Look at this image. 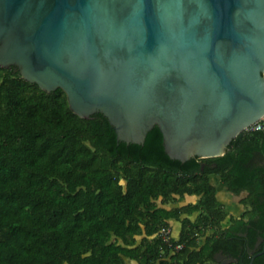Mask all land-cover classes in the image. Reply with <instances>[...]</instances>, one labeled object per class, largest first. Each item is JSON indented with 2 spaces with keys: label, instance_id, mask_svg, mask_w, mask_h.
Wrapping results in <instances>:
<instances>
[{
  "label": "water",
  "instance_id": "water-1",
  "mask_svg": "<svg viewBox=\"0 0 264 264\" xmlns=\"http://www.w3.org/2000/svg\"><path fill=\"white\" fill-rule=\"evenodd\" d=\"M0 66L184 163L264 117V0H0Z\"/></svg>",
  "mask_w": 264,
  "mask_h": 264
},
{
  "label": "trees",
  "instance_id": "trees-1",
  "mask_svg": "<svg viewBox=\"0 0 264 264\" xmlns=\"http://www.w3.org/2000/svg\"><path fill=\"white\" fill-rule=\"evenodd\" d=\"M254 132L232 141L239 154L228 147L181 163L165 154L157 126L143 145L117 142L101 114L80 118L62 90L45 92L0 66V264H211L225 242L199 249L197 224L182 214L224 215L209 176L236 193L252 182L250 154L241 153ZM173 222H182L178 251L157 236Z\"/></svg>",
  "mask_w": 264,
  "mask_h": 264
},
{
  "label": "flooded vegetation",
  "instance_id": "flooded-vegetation-1",
  "mask_svg": "<svg viewBox=\"0 0 264 264\" xmlns=\"http://www.w3.org/2000/svg\"><path fill=\"white\" fill-rule=\"evenodd\" d=\"M253 138L252 149L241 154H250L246 160L247 175L251 176L252 182L243 186L238 193L223 187L222 191L229 200L217 203L216 208L224 212L223 216H210L205 220L206 211H200L202 215L182 214V219L188 218L194 224V233L198 248L202 249L207 242L222 240L224 247L214 252L211 264H264V130L251 134ZM229 145V153L239 154ZM214 167L215 164L211 163ZM218 177L210 175L209 179ZM221 186L220 181L218 180ZM214 186V185H213ZM216 188V195L217 187ZM184 199V198H181ZM196 199V198H195ZM200 197H198V200ZM217 202L218 197L216 196ZM197 200V201H198ZM197 201L194 203L196 204ZM190 203L174 206L169 203L167 209H183ZM193 204V205H194ZM194 216V218H192ZM181 223L179 222L180 230ZM186 230H190L188 226Z\"/></svg>",
  "mask_w": 264,
  "mask_h": 264
},
{
  "label": "built area",
  "instance_id": "built-area-1",
  "mask_svg": "<svg viewBox=\"0 0 264 264\" xmlns=\"http://www.w3.org/2000/svg\"><path fill=\"white\" fill-rule=\"evenodd\" d=\"M264 130V117L259 121L245 129L246 132L262 131ZM157 236L161 241L167 245L169 248H172L175 251L182 249L183 245L181 243L173 244V235L170 227H161L157 233Z\"/></svg>",
  "mask_w": 264,
  "mask_h": 264
},
{
  "label": "rangeland",
  "instance_id": "rangeland-1",
  "mask_svg": "<svg viewBox=\"0 0 264 264\" xmlns=\"http://www.w3.org/2000/svg\"><path fill=\"white\" fill-rule=\"evenodd\" d=\"M218 180H219V178H218ZM218 180L216 178H212L210 180V182H211L212 185L217 187V193H219V194L216 195L218 197V202L217 203H220L222 200L226 199V197H224V198L221 197V195H224V194H223V191H222L223 190L222 187L218 183ZM219 186H220V188H219ZM197 200H198V198H196V199L195 198L194 199H187V198L178 199V201L176 203H174V206H181V205H183L185 203H190V202L192 204H194ZM228 200H229V198H228V195H227V199L225 201H228ZM192 218H194V216H192Z\"/></svg>",
  "mask_w": 264,
  "mask_h": 264
},
{
  "label": "crops",
  "instance_id": "crops-1",
  "mask_svg": "<svg viewBox=\"0 0 264 264\" xmlns=\"http://www.w3.org/2000/svg\"><path fill=\"white\" fill-rule=\"evenodd\" d=\"M221 187L223 188L224 186L221 184ZM220 188V186H219ZM171 232L173 237H178L180 233V226L178 223L173 222L172 225L170 226ZM140 242V238L138 239V243ZM126 264H136V262L132 260H127Z\"/></svg>",
  "mask_w": 264,
  "mask_h": 264
}]
</instances>
